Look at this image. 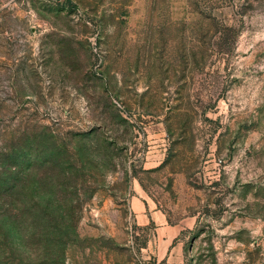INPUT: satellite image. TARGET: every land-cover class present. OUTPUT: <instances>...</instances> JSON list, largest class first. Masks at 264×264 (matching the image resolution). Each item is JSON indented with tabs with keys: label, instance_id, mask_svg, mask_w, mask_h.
Segmentation results:
<instances>
[{
	"label": "rangeland",
	"instance_id": "rangeland-1",
	"mask_svg": "<svg viewBox=\"0 0 264 264\" xmlns=\"http://www.w3.org/2000/svg\"><path fill=\"white\" fill-rule=\"evenodd\" d=\"M264 264V0H0V264Z\"/></svg>",
	"mask_w": 264,
	"mask_h": 264
},
{
	"label": "crops",
	"instance_id": "crops-1",
	"mask_svg": "<svg viewBox=\"0 0 264 264\" xmlns=\"http://www.w3.org/2000/svg\"><path fill=\"white\" fill-rule=\"evenodd\" d=\"M128 204L133 222L152 234L148 241V257L154 264H184L182 243L177 237L181 225L170 224L166 215L134 186Z\"/></svg>",
	"mask_w": 264,
	"mask_h": 264
}]
</instances>
